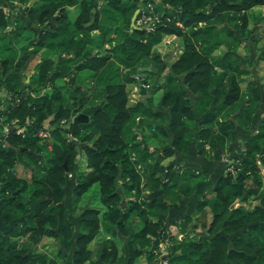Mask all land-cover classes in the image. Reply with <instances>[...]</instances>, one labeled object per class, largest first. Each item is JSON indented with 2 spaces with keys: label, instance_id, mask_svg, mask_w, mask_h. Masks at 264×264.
Segmentation results:
<instances>
[{
  "label": "trees",
  "instance_id": "trees-1",
  "mask_svg": "<svg viewBox=\"0 0 264 264\" xmlns=\"http://www.w3.org/2000/svg\"><path fill=\"white\" fill-rule=\"evenodd\" d=\"M31 1L0 0V264H59L38 250L44 236L60 241L63 264H98L97 237L106 263L147 254L156 264L167 239V264H264V111L200 196L195 177L209 170L179 162L193 145L202 156L255 124L264 80L245 77L258 68L244 65L236 47L264 61V17L250 26V10L264 0H151L162 17L154 30L131 25L147 0ZM212 20L229 23L223 55L212 51L220 41L206 45ZM43 48L51 53L32 71ZM83 70L92 85L78 81ZM136 82L140 95L130 103ZM92 89L102 107L75 121ZM19 162L28 176L16 173ZM195 195L196 211L168 234L173 201Z\"/></svg>",
  "mask_w": 264,
  "mask_h": 264
},
{
  "label": "crops",
  "instance_id": "crops-1",
  "mask_svg": "<svg viewBox=\"0 0 264 264\" xmlns=\"http://www.w3.org/2000/svg\"><path fill=\"white\" fill-rule=\"evenodd\" d=\"M1 93L2 90L0 91ZM264 111V105L258 110L255 115V124L251 129H244L241 126H238L232 133L231 139L227 141L224 147H219L215 151H208L206 154L202 156H198L196 153V147L193 145L190 148V152L188 156H184L179 159L184 166L187 165H200L203 168L209 170V174L206 175V179L199 181L198 189H197V197L200 196L205 191H208L218 176L224 171L227 163L225 162V157H229L233 159L239 153V147L242 143V137L251 133V130H256L260 122L261 115ZM22 164L19 162L17 165ZM23 168L25 167L22 164ZM26 168V167H25ZM27 170V169H26ZM209 176V177H208ZM208 177V178H207ZM194 196V195H193ZM185 197L181 198V196L175 199L173 205L170 208L168 220H167V233L168 234H178L179 221L181 216L186 214H191L196 211V195L195 197ZM80 208V207H79ZM78 211H76L77 213ZM199 214V213H198ZM104 235V234H102ZM109 236V235H106ZM98 237L95 238L91 243L90 247L94 251L93 258L98 264H125L124 260L103 262L99 258V242ZM122 247V244H120ZM60 247V241L51 236H44L40 243L37 244V248L39 251L47 252L51 256L57 259L59 264H63V259L57 256L58 249ZM135 264H150V259L147 254H143L140 256Z\"/></svg>",
  "mask_w": 264,
  "mask_h": 264
},
{
  "label": "rangeland",
  "instance_id": "rangeland-1",
  "mask_svg": "<svg viewBox=\"0 0 264 264\" xmlns=\"http://www.w3.org/2000/svg\"><path fill=\"white\" fill-rule=\"evenodd\" d=\"M142 2H145V1H142ZM10 10H11V8H10ZM70 11H71V14L73 16H76L77 8L71 7ZM250 12L252 15L251 20H250V26L254 27V26L258 25V23H260L258 21L260 19V17H264V6H261V5L256 6L254 9H251ZM212 22H213V24H212L213 26L209 28V33L207 34V36L205 35L206 36V45L208 46V48H212L213 43H214V45H216L215 41H220L221 43L214 46V48H212V51L215 54V56L223 55V54H225V52L227 51V48H228L225 42L228 38L226 26H229V23H220L218 20H214V21L212 20ZM11 29H12V27H9V30H11ZM253 37H255V36H253ZM26 42H27V39H22L19 45L24 44ZM248 44H251V41H248ZM106 46H110V43H107ZM257 46H258V49H257V52H258L259 49L261 48V42H259ZM170 47L171 48H177L178 45L175 44V42H173L172 45L170 44ZM236 48H237L239 53L244 55V57H247L246 59H244L242 61L244 65H247L248 67L252 66L253 69L258 68V71L255 74L246 75L245 77H249L250 80L256 79V81H257V76L260 75L261 79L264 80V61H259V59L256 60L257 54H254V56L252 58H249V56H248L249 52L247 50H245L243 46H238ZM50 53H51V51L48 48L40 49V51L37 53L36 57L33 59L31 65H30L31 67H33L32 71L34 70V65L37 64L38 62H40V60L44 56H47ZM235 60L238 62L237 59H235ZM260 65H262L261 68H260ZM139 74H141V73H139ZM251 75H252V77H250ZM91 77H92V72H90L89 70L80 71L77 75V79L79 82L86 83L84 81H87V82L89 81L90 85H92ZM139 78L142 79V76L139 75ZM29 79H30V75L28 76L27 80H29ZM128 87H129V91H130L129 101H130V103H133L136 99H138V97L140 95V89L141 88L137 82L129 84ZM91 92L93 94V98L90 100V102H92V104H99L100 102H97L96 98L94 99L95 89H92ZM161 94H162V91H158L156 93V99H158L161 96ZM3 102L0 105L1 108H4ZM88 105H91V104H88ZM45 126H48L49 129L51 128V126L47 120L45 121ZM81 166L84 167V162L81 163ZM16 173L20 176H28V171L26 170L25 167L23 168L22 164H19L16 166ZM195 179L204 180V179H206V176L198 175L195 177ZM95 189H96V185H94L91 188V190H89L87 195L93 194V191ZM130 198H133V197L130 196ZM128 199L129 198L125 199V205L124 206H127ZM87 200H89V198H88V196L85 195L80 202V206H82L85 202H87ZM79 210H80V208H77V211H79Z\"/></svg>",
  "mask_w": 264,
  "mask_h": 264
},
{
  "label": "built area",
  "instance_id": "built-area-1",
  "mask_svg": "<svg viewBox=\"0 0 264 264\" xmlns=\"http://www.w3.org/2000/svg\"><path fill=\"white\" fill-rule=\"evenodd\" d=\"M139 8H140V12H139V15L137 17L136 23L140 27H145L149 30H154L162 21V17L157 12L154 1L148 0L145 2H140ZM72 119H74L73 116H72ZM67 122H68L67 118L62 119L63 124H66ZM15 128L17 129L18 132L24 131V127L20 126L18 123H15ZM39 135L42 137H48L50 135V131H49L48 126H45V128L39 132ZM70 139L78 140V137L71 134ZM224 160L227 164L233 162V159H231L229 157H225ZM228 169L233 170V171L236 170L233 164L229 165ZM168 242L169 241L167 239H161L159 241V243L155 249V251L157 253H159V258H158L156 264H167L168 263V261H169L168 257H164V254L167 251Z\"/></svg>",
  "mask_w": 264,
  "mask_h": 264
},
{
  "label": "water",
  "instance_id": "water-1",
  "mask_svg": "<svg viewBox=\"0 0 264 264\" xmlns=\"http://www.w3.org/2000/svg\"><path fill=\"white\" fill-rule=\"evenodd\" d=\"M35 2V0H32L31 1V5ZM139 12H140V8L138 7L132 18H131V25L133 27H140L137 23H136V20H137V17L139 15ZM138 73H141V68H139L138 70ZM140 82H142V79H140ZM103 105V101H101L99 104H91V105H88L86 107H84L81 111L79 112H76L74 114V112L72 113L73 115V118L75 121H79V122H83V121H88L89 118H90V115L92 113H94L95 111H97L99 108H101ZM123 205H125V200H123Z\"/></svg>",
  "mask_w": 264,
  "mask_h": 264
}]
</instances>
